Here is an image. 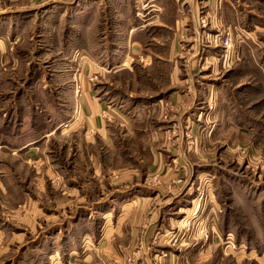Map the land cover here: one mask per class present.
<instances>
[{
  "label": "rangeland",
  "instance_id": "1",
  "mask_svg": "<svg viewBox=\"0 0 264 264\" xmlns=\"http://www.w3.org/2000/svg\"><path fill=\"white\" fill-rule=\"evenodd\" d=\"M220 2L223 3L219 7V14H213L207 9L200 11L202 14L197 18L199 29L197 36L216 32V24L220 29L230 28L232 34L234 44L232 57L227 58L225 52L218 49L219 58L216 57L215 60H219V80L212 95L214 97L208 104L210 110L208 114L217 109L219 117L224 120L223 124L194 126L198 116L192 119L188 117L185 126H164L163 134L159 133V126H155L152 131L155 138L153 139L150 135L143 134L141 129L144 126H153L155 115L149 117L144 115L138 118L137 122H131L136 123V129L119 128L117 132L115 131L119 144L113 150L106 149L98 143L90 146L85 144L83 127L71 134L60 131L48 138L43 148L45 153L52 156L55 168L61 175L58 179L55 178L56 184L43 180L27 162L11 160L15 167L13 172L5 173L6 177H3L4 170L0 167V221L7 220L16 226L26 227L30 244L28 248L21 250V253L25 252L19 257L17 247L8 253L10 257L5 256V252H0V263L5 261L7 264L8 262L51 264L49 245H37V242H33L32 238L37 234L31 227L35 225L33 229L37 227L46 233L50 229L52 223L50 215L53 213L46 209L42 212L35 203L44 208L46 206L47 209L57 208L64 218L74 213L79 198L69 194L66 184L69 177L75 178L85 188L92 201L115 190L130 188L137 179L120 181L117 179L116 182L114 177L121 176L122 173L132 174L129 171L135 170L140 178L142 174L149 173L150 176L145 183L154 188H161L163 197L183 192L179 200L180 205L187 208L184 212L186 214L178 218L176 213L173 220L177 225L161 234V236L174 234L176 239H180L177 245L188 248L183 264H264V0ZM111 3L115 2L0 0V17H7L5 12L24 10L21 16L25 18L33 16L36 22L33 21L29 32L21 41L20 39L11 41L12 45L9 47L11 57L18 55L22 63L19 66L7 65L0 59V80L3 79L4 82L0 83V94L8 93L10 90L11 103H19L17 96L19 87L28 90L27 100L24 102H27V105L23 107L21 101V106L28 112L24 119L27 120V128L30 130L41 129L38 120L37 128L31 126L34 116L37 117V113L32 112L35 105L42 108L43 104L48 109L52 105L51 110L55 112L56 102L64 104L67 100L71 101V96L67 94L70 93V78L67 77L66 67L62 65L63 58L66 57L64 53H67L72 45L76 55L81 56L83 44L90 39L93 42L99 38V35L90 37V28L94 18L101 12H105L103 16L107 19L101 20V23L105 22L104 25L96 26L92 32H99L104 27L110 30L114 28L115 11ZM36 8L39 11H35ZM122 9L119 8L120 13ZM171 9L173 13V7ZM202 18L206 20L205 27L200 23ZM205 28L209 30L204 33ZM0 31L3 29L0 28ZM112 32L108 31L109 40L114 35ZM94 45H91L92 48ZM109 51L111 52L108 49L107 55ZM115 54L117 55L115 60L122 62L126 52L117 49ZM223 55L226 62L220 61H224ZM202 59L205 62L208 58L203 56ZM111 68L112 66L107 67V74L99 80L100 72L105 71L98 66L92 67V71L96 69L98 72H92L89 76L93 88L99 91L104 87L107 97L122 101L128 110L138 101L156 103L157 97H161L160 94L173 88L174 68L167 65L142 67V76L135 82L129 72L113 73ZM76 73L74 91L79 93L83 90V80L80 73L77 71ZM43 86L57 92V97L43 100L41 98ZM204 87L208 88L207 85ZM208 99L209 97L205 100L207 103ZM170 104L168 103V106ZM59 111L63 115L42 117L53 122H62L63 128L71 123H75L78 128L83 123L77 114L78 111L76 116L64 114L61 107ZM19 127L22 129L24 126ZM149 139L158 149L152 156L159 158L157 161L159 164L162 160L167 170L155 165L156 169L152 171L153 159L147 156V149L151 144ZM181 147L183 152L176 153ZM170 148L175 149L174 153L182 155L179 156L181 157L179 162L182 164L174 162L175 155L169 153ZM92 153L98 156L101 162L102 171L99 176L96 175L95 169L89 167V155ZM0 154V158L3 157V154ZM183 157L189 163L185 162V159L183 162ZM170 169H174L176 175L180 173L181 177L166 179L171 173ZM2 185L10 186L14 190L10 189L8 194L3 193ZM161 198L155 201H160L158 203L166 201ZM176 206L179 204H174L173 211L162 212L165 218H170V214L177 210ZM153 213L156 218L161 217V211L157 208ZM183 224H186V228L182 227ZM168 247L177 248L173 244ZM3 250L4 247H0V251ZM131 259L128 258L127 264H135V260L133 263ZM53 262L56 261L53 259ZM101 262L104 264L102 260Z\"/></svg>",
  "mask_w": 264,
  "mask_h": 264
},
{
  "label": "crops",
  "instance_id": "2",
  "mask_svg": "<svg viewBox=\"0 0 264 264\" xmlns=\"http://www.w3.org/2000/svg\"><path fill=\"white\" fill-rule=\"evenodd\" d=\"M108 1L106 0V2ZM112 1L115 2L111 3L115 11L113 32L112 29L105 27L99 32H92L96 26L101 27L105 23H101V20L106 18L103 16L105 12H101L98 17L94 18L90 28V37L99 35V38L93 42L91 39L86 41L83 44L81 56L76 55L72 45L68 48L67 53L63 52L66 57L63 58L62 65L66 67L67 77L70 78V93L67 91V94L71 96V101L67 100L64 104L56 102L55 112L51 110L52 105L49 107L50 110L43 104H41L42 108L35 105L32 112L35 111L37 117L34 116L31 126L37 128L36 121L38 120L39 126H41L40 130L27 128V120L24 119L28 114L23 109L27 105V102H24L27 100L28 90L19 87L17 95L19 103H11L10 90L8 93L0 94V153L3 154V157L0 158V167L4 170L3 177H6L7 171L13 172L14 170L15 165L11 163V160H23L30 164L34 171L42 176L43 180H49L56 184L55 178L58 179L61 175L55 168L52 156L45 153L43 148L48 138L60 131L71 134L83 127L85 144L90 146L98 143L106 149L113 150L119 144L117 129H136V123L131 122H137L138 118L144 115L147 117L155 115V124L144 126L141 129L143 134H148L153 139L155 138L152 131L155 126H159V133L163 134L164 126H185L188 117L192 119L194 116H198L194 126H198V124L199 126H220L223 124L224 120L219 117L217 109L215 112H211V115L208 114L210 111L208 104L214 97L212 95L217 89L216 83L219 80V60H215V58H219L217 52L220 48L201 45L197 36V31H199L197 18L202 14L200 11L207 9L213 14H219V7L223 2L221 3L220 0ZM119 8H123L121 13ZM23 11L5 12L7 17H0V28L3 29L2 32L0 31V59L7 65L19 66L22 63L18 55L11 57L9 47L12 40L20 39L21 41L24 38L34 21L33 16L22 17ZM35 11L39 10L36 8ZM34 23L36 22L34 21ZM208 30L205 28L203 31L205 33ZM108 31L114 33L111 40L107 38ZM186 43H188V51L182 53V47L186 46ZM93 44L95 45L92 48ZM108 49L111 52L109 51L107 55ZM117 49L126 52L122 62L115 60L117 59L115 54ZM93 52L97 53L92 55ZM203 56L208 58L205 62H203ZM75 61L78 63L76 64ZM155 64L174 68L173 88L170 87L171 89L160 94L161 97H157L156 103L138 101L129 110L123 106L122 101L107 97L104 87L99 91L94 90L92 80L89 78L92 72L96 71V69L92 71V67L97 68L98 66L105 71L100 72L99 80H101L102 76L107 74V67L112 66L113 73L127 71L135 82L142 76V67H150ZM76 71L80 73L83 80V90L79 93L74 91ZM0 83H4L3 79L0 80ZM38 83L40 82L38 81ZM206 85L208 88L204 87ZM42 89L41 98L43 100L57 97V92L49 90L48 86H43ZM54 94L56 95L54 96ZM208 97L207 103L205 100ZM21 101H23V107ZM168 103L171 104L168 106ZM60 107L66 115L76 116L78 111L77 114L83 121L81 126L77 128L75 123H71L66 124V128H63L62 122H53V120L42 117L44 115H63L59 111ZM22 116L24 117L22 118ZM19 126L24 127L20 129ZM181 137L183 136L181 135ZM149 141L151 144H147L149 145L147 156H151L153 159L152 171L156 169L155 165L167 170L162 160L160 165L157 162L159 158L152 156L158 149L152 140L149 139ZM158 143L161 144V142ZM182 149L181 147L176 153L183 152ZM173 150L175 149L171 150L170 148L169 153L175 155L174 162L178 163L181 161L182 155L174 153ZM184 159L183 157V162ZM89 161V167L95 169L96 175L99 176L102 171L99 157L92 153L89 155ZM186 161L187 159H185ZM194 165L196 166V164ZM129 173L132 174L122 173L121 176H115L114 181L137 179L130 188L115 190L92 201L85 188L75 178L69 177L66 182L69 194L79 199L76 206L74 205L75 212L72 211L74 213L66 215L65 218L57 208L47 209L46 206L44 208L39 203H35L42 212L46 209L53 213L50 215V221H52L50 229L46 233L37 227L33 229L35 225L31 227L37 234L32 238L33 242H37V245H49L51 264H82L98 259L102 260L104 264H127L128 258L135 260V264L184 263L188 248L177 246L173 249L168 247L170 244L167 239L163 241L160 239L161 234L177 225L173 220L176 213H178V218L184 217L186 214L184 212L187 211V208L182 207L179 200L183 192L179 195L169 194L168 197H163L161 188H154L145 183L150 176L149 173L142 174L141 178L135 173V170H130ZM177 177H181L180 173L176 175V171L173 169L166 179L171 180ZM186 185L190 186V184ZM2 186L3 193L8 194L10 189L14 190L10 186ZM159 197L166 201L158 203L160 201L155 200ZM175 203L179 204L178 207H175L177 212L170 214V218H165L164 213L173 211L172 207ZM156 208L161 211V217L154 216L153 211ZM163 211L164 213H162ZM27 233L26 227L16 226L7 220L0 221V236L3 235L0 239V247H4V250L0 252H5V256L10 257L8 253L17 247L19 252L17 256H21L25 252L21 253V250L28 248L30 244ZM53 259L56 261L55 263ZM0 264H7V262L4 261Z\"/></svg>",
  "mask_w": 264,
  "mask_h": 264
},
{
  "label": "built area",
  "instance_id": "3",
  "mask_svg": "<svg viewBox=\"0 0 264 264\" xmlns=\"http://www.w3.org/2000/svg\"><path fill=\"white\" fill-rule=\"evenodd\" d=\"M200 23L204 24L203 26L205 27L206 26L205 18H202L200 20ZM201 34H203V33H201ZM199 36H201L199 39V42L201 45L204 46L206 44V46H210V47H214V48H220L223 50V52H225L227 58L229 56L232 57V54L234 51V44H233V38H232V34L230 32V28L220 29L217 27V24H216V32L211 33V34L209 33V35H206V36L205 35H199ZM199 36H198V38H199ZM187 45H188V43H186V46L182 47L183 48L182 53H185L188 50ZM223 57H224V55H223ZM224 62H226L225 57H224ZM183 221L181 222V224L183 223ZM182 227L186 228V224H183ZM179 230H181V229H179ZM170 234L167 236L162 235L160 237V239L162 241L167 239V242L169 244H173L175 246H178L177 244L180 243V239H176L175 238L176 236L174 234H171V236H170ZM131 260L134 263V260L133 259H131ZM91 264H102V262H101V260H97V261L92 262Z\"/></svg>",
  "mask_w": 264,
  "mask_h": 264
}]
</instances>
